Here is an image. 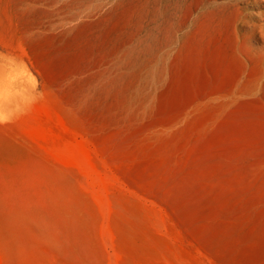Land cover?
I'll use <instances>...</instances> for the list:
<instances>
[{
  "label": "rangeland",
  "instance_id": "374dc122",
  "mask_svg": "<svg viewBox=\"0 0 264 264\" xmlns=\"http://www.w3.org/2000/svg\"><path fill=\"white\" fill-rule=\"evenodd\" d=\"M0 264H264V0H0Z\"/></svg>",
  "mask_w": 264,
  "mask_h": 264
},
{
  "label": "bare ground",
  "instance_id": "6f19581e",
  "mask_svg": "<svg viewBox=\"0 0 264 264\" xmlns=\"http://www.w3.org/2000/svg\"><path fill=\"white\" fill-rule=\"evenodd\" d=\"M257 3H260L261 4V0H257Z\"/></svg>",
  "mask_w": 264,
  "mask_h": 264
}]
</instances>
